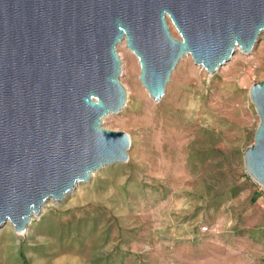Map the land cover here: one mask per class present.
Wrapping results in <instances>:
<instances>
[{
  "label": "rangeland",
  "instance_id": "rangeland-1",
  "mask_svg": "<svg viewBox=\"0 0 264 264\" xmlns=\"http://www.w3.org/2000/svg\"><path fill=\"white\" fill-rule=\"evenodd\" d=\"M116 51L126 101L101 126L129 136L127 161L48 200L22 233L6 222L0 264H264V189L244 167L259 123L249 88L264 81V31L213 74L184 55L158 102L124 41Z\"/></svg>",
  "mask_w": 264,
  "mask_h": 264
},
{
  "label": "water",
  "instance_id": "water-1",
  "mask_svg": "<svg viewBox=\"0 0 264 264\" xmlns=\"http://www.w3.org/2000/svg\"><path fill=\"white\" fill-rule=\"evenodd\" d=\"M263 31L264 0H0V227L22 233L48 200L127 161L129 136L101 126L126 101L117 44L158 102L184 55L213 74ZM249 98L244 167L264 189V81Z\"/></svg>",
  "mask_w": 264,
  "mask_h": 264
},
{
  "label": "bare ground",
  "instance_id": "bare-ground-1",
  "mask_svg": "<svg viewBox=\"0 0 264 264\" xmlns=\"http://www.w3.org/2000/svg\"><path fill=\"white\" fill-rule=\"evenodd\" d=\"M127 59H128V61H129V70H132L133 72H132V74L134 73L135 74V72H134V69H135V67H134V61H133V58L130 56V55H127ZM131 76V75H130ZM136 90H137V88H136ZM139 91V90H138ZM137 92V91H136Z\"/></svg>",
  "mask_w": 264,
  "mask_h": 264
}]
</instances>
